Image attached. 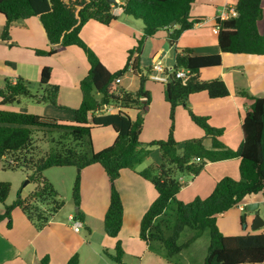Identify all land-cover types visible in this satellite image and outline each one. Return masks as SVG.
Segmentation results:
<instances>
[{
  "label": "trees",
  "instance_id": "16d2710c",
  "mask_svg": "<svg viewBox=\"0 0 264 264\" xmlns=\"http://www.w3.org/2000/svg\"><path fill=\"white\" fill-rule=\"evenodd\" d=\"M117 1L125 15L143 21L144 30L138 46L129 51L126 67L112 72L81 37V31L88 22L96 21L110 26L117 19L113 14L114 5L107 0H0V14L6 20L1 34L3 41H11V29L15 22L35 17L39 19L49 42L48 50H36L37 55L56 56L75 46L84 51L89 64L88 74L80 84L81 105L73 110L74 120L71 122L5 108L19 104L21 98L58 107L60 89L51 83L52 68H43L39 92L33 93L31 82L22 77L15 82L6 79L0 86V159L9 156L12 162L8 168L25 167L30 170L32 174L29 180L35 184V189L27 198L19 195L13 204L6 205L11 185L0 182V203L4 204L0 224L7 221L11 227L12 213L18 208L39 231L44 230L49 226L52 215L63 207V202L58 200V192L44 172L58 167L78 168L73 199L79 205L81 172L92 165H100L110 184L109 207L103 227L108 237L117 239L124 221V205L116 182L123 170L136 171L139 165L150 160L151 148L158 146L162 162H153L138 172L141 178L152 184L158 195L142 218L140 239L147 245L154 242L161 244L171 259L208 229L210 245L204 264H264V232L225 236L217 225L218 219L234 207L254 202L260 196L264 198V97H254L247 91L240 93L253 103L242 121L243 143L237 152L222 143L221 129L212 127L208 118L195 115L187 105L191 95L201 92L212 99L230 95L223 80L203 81L199 77L202 68L221 64V53L264 56V36L258 30L264 0H238L235 7L238 17L216 19L219 54L200 57L195 56L191 49L181 52L174 49L173 71L186 69L191 72V77L186 82L171 78L165 84L171 119H174L177 107L182 105L188 109L191 120L204 131V138L184 142L183 153L178 151L179 143L174 136L173 125L165 140L151 144L141 142L143 115L150 104V93L142 89L132 93L118 89L117 85L129 67L138 74V55L145 39L166 29L170 32L173 46L184 32L201 22L202 18L191 14L198 0ZM174 21L176 25L170 28ZM110 105L119 110L107 112ZM134 109L137 114L132 118L128 111ZM95 128H111L115 136L113 144L96 151L92 134ZM205 139H211L212 148L204 145ZM236 157L241 158L239 181L225 177L207 198H196L189 203L178 200L183 187L180 178L184 173L197 176L208 163ZM47 203L49 209L45 208ZM172 203L176 205V221L171 235H167L161 222ZM75 218L83 220L84 215L79 211ZM186 228L195 230L196 234L185 245H179V236ZM114 251V255L107 250L104 254L114 264H125L120 241L116 243ZM41 264H49V257H44ZM66 264H80L78 255H73Z\"/></svg>",
  "mask_w": 264,
  "mask_h": 264
},
{
  "label": "crops",
  "instance_id": "0c3cea01",
  "mask_svg": "<svg viewBox=\"0 0 264 264\" xmlns=\"http://www.w3.org/2000/svg\"><path fill=\"white\" fill-rule=\"evenodd\" d=\"M225 2L235 8L238 0L215 2L198 0L192 8L191 14L193 17L202 18L201 22L195 24L193 29L184 32L173 48L179 52L191 49L195 56L200 57L219 54L218 34L213 32V28L216 26V18ZM113 14L117 19L110 26L102 25L96 21L88 22L81 31V37L94 50L103 64L110 71L116 72L126 67L129 51L137 47L138 40L143 37L144 25L132 21V17L125 15L120 6L114 7ZM5 22V17L0 14V86L6 79L15 82L18 77H22L32 84L40 83L43 68L50 67L52 68L51 83L60 89L58 107L49 104H30L25 110L16 109L14 105L5 108L50 116L67 122L73 121V110L81 105L82 100L80 84L89 71L84 51L72 46L56 56H39L36 54V50H48L49 48L46 33L39 19L33 17L15 22L11 29V41L9 42L1 39ZM168 41H170V32L166 29L158 31L152 38L145 39L141 53L138 55L140 70L138 74H135L129 67V75L123 76L119 80L118 84L121 89L135 93L139 89L137 85L134 86L137 78L142 80L141 77H144L146 83L154 62H166L168 59L170 50ZM136 57L137 54L134 58ZM221 57L222 62L219 66L202 68L199 77L203 81L223 80L230 95L225 98L212 99L207 93L201 92L191 95L187 100V105L195 115L208 118L212 127L221 129L223 131L220 138L222 143L226 148L237 152L243 143L242 121L253 103L252 100L241 96L240 93L247 91L254 97H264V56L221 53ZM163 86L164 90L160 88L159 95L156 97L157 111L159 114L162 112L168 114L170 105L166 101L165 84ZM150 97L146 122H148V116H154L152 115V94ZM20 103L23 102L20 101ZM182 108L185 107L182 105L177 107L178 114L185 112ZM131 111L137 114L135 109ZM188 128L191 129V138H204V131L196 124H188ZM187 137L184 138L185 141L189 139ZM112 138H115L114 133ZM178 143L182 145L181 142ZM204 145L208 149L212 148L211 139H205ZM161 162L162 158L158 160V163ZM240 163V157L208 163L204 171L217 167L219 171L218 174H214L215 176H212L209 171L207 173L202 171L199 175L192 176V180L188 179L187 181H184L185 178L181 176L183 187L178 195V200L189 203L196 198H207L222 178H233L232 175L240 178ZM136 171L123 170L120 179L116 182L124 205V221L117 239L108 237L103 227L110 200L108 176L102 167L92 165L81 172V202L88 199L97 217L94 223L91 220L92 216L87 214L89 212L83 213L84 218L81 221L87 229L89 237L83 238L79 236L81 231L76 233L71 228L74 234H78L76 236L80 238L78 245L73 247L64 231L67 227L62 221L54 219L44 230L37 231L22 212L14 210L12 226L9 227L7 221L0 224V264H39L43 255H50L49 264H66L75 254L78 255L80 264H114L104 254V251L107 250L108 253L114 251L118 241L121 242L126 254L140 257L138 264H188L182 260L178 261L182 258V250L169 259L164 247L159 243L157 244L161 248L160 252L154 249L155 242L147 245L145 249L144 242L140 239V224L144 214L158 195L152 184L138 175L141 170L137 169ZM56 174L64 177L67 185L70 181L74 183L77 176L76 169L59 171ZM47 178L56 188V182L52 180L51 176L48 175ZM56 189L58 191V188ZM254 202H259L264 207L263 197H258ZM234 208L240 209L239 206ZM231 210L217 221L218 228L223 235L243 236L264 232V227L258 230L252 229L253 215H251L246 220L244 229L247 231L251 228L253 232L243 233L238 214ZM3 212L4 206L0 204V214ZM72 216L73 214L69 215V220ZM46 234H49L50 239L44 237L47 236ZM150 248H153V252ZM182 259L184 260V258Z\"/></svg>",
  "mask_w": 264,
  "mask_h": 264
},
{
  "label": "rangeland",
  "instance_id": "374dc122",
  "mask_svg": "<svg viewBox=\"0 0 264 264\" xmlns=\"http://www.w3.org/2000/svg\"><path fill=\"white\" fill-rule=\"evenodd\" d=\"M261 7H262V18L258 22V30H259L260 34L262 36H264V1H262ZM132 21H134V22L137 21V22H140L144 25L143 21L140 19H135L132 17ZM128 71H129V69L126 72H124V74L120 77V79L123 76H128L129 75ZM116 72H119V71H116ZM119 80H118V83H119ZM125 80H128V79L125 78ZM136 85H137V88H139L137 91H139L140 89H142L144 91H148L150 94H152V100H153L152 101V104H153L152 115H154V116L153 117L148 116V118H147L148 122H146V116L148 113L146 112L143 115L144 116V124H143L142 134L140 137V140L142 143L151 144L155 141L165 140L170 133V129H171L172 125L174 127V136L178 142H181L180 144H182L185 141L184 138H186L187 136H189V137H187V138H189L188 140L193 139L190 137V136H192V133H191V129L188 128V124L189 125H195V124L191 120V116H190L187 108H182L185 110V112H183V114H178L177 110H176L177 114L175 113L174 119H171L170 110H169L168 114L166 112H162L161 114L158 113V111H157L158 110V103H157L156 97H157V95H159V89L164 88V86H163L164 84L157 83V82H154V81L149 80V79H147L146 83H145V81L137 78L134 86H136ZM117 88L121 89L120 84L117 85ZM30 89L33 93L39 92L40 91V83L39 82L33 83V84L31 83ZM20 101L23 103L15 104L14 106H16V109L18 108L20 110H25L28 105H30V104L35 105L36 104V102H33L28 98H21ZM169 109H170V106H169ZM159 110H161V108H159ZM128 113L132 118L136 117V113H134L133 111L130 110V111H128ZM145 122H146V124H145ZM158 129H160V130H158ZM92 134H93V141L95 144L96 151H101L104 148L112 145L114 142V139L112 138L113 132H112L111 128H95L93 130ZM158 136H161V137H158ZM158 138H161V139H158ZM151 149L153 152L151 159L148 161H145L144 163L139 165L137 167V169L143 170L147 166H149L151 163L158 162V160H160L162 158V153H161L160 148L158 146H153ZM178 151L180 153H183V151H184V145L183 144L178 146ZM11 162H12V159L9 156H6L5 158L0 159V181L1 182H8L11 185V191H10L8 199L6 200V205L13 204L17 200L19 195L22 198H27L31 194V192L35 189V184L29 180V176L32 174V172L30 170L25 169V167H18L16 169L8 168V164H10ZM68 169H76L77 174L79 173V169L75 168V167L74 168H68V167L67 168H59L58 167V168H51L49 170H46L44 172V175L46 177L48 175L51 176L52 180H54V182H56L55 186H56V188H58V191L56 188L55 189L58 192V196H59L58 200L63 202V207L57 213L52 215V217L50 218L49 224L54 219L62 221L67 227V228H65L64 231L66 232L68 239H70V245L74 247V246L78 245L80 238L78 236H76L78 234H74L73 230L71 229L72 228V221L69 220V215L73 214V216L76 217V213H77L76 210H77V208H79V211H81L82 213L89 212L87 214H90L92 216L91 220L94 223L96 222L97 217H96V213L93 209V206L91 205L90 201H88V199H86L84 202L80 201L79 205H77L75 203V201L73 199V186H74L75 180H74V183H72V181H70V183L67 185L65 182V178L62 177L61 175L56 174L59 171H66ZM207 171H209L212 174V176H215L214 174H218L219 170L217 167H214V168H211L210 170H207ZM207 171L205 170L204 172L207 173ZM182 176L185 178L184 181H187L188 179L192 180V178H193L192 175L187 174V173H184ZM232 176H233V178L230 177L232 180H234V181L240 180L239 177L237 178V177H235V175H232ZM81 177H82V173H81ZM0 204H2V203H0ZM2 205L4 206V204H2ZM45 208L46 209L50 208L48 203L45 205ZM175 208H176V205L174 203H172L170 205L169 209L166 211V216L163 217V220H162L163 222H161V224H162L163 228L165 229L167 235H171V233L173 231V227L175 226V221H176ZM16 210L18 212H22L18 208ZM231 212L238 214V219L240 222V228L242 229L243 233L244 232H253L251 228H249L247 231L244 229L245 224H246V220H248L250 217V215H249V217L245 218L246 210L241 211L240 209L238 210L237 208H234L233 210H231ZM243 217L245 219V223L242 222ZM76 219L80 220L79 218H76ZM241 222H242V224H241ZM251 227H252V225H251ZM99 228H100V226H99ZM36 230L39 231L37 228H36ZM47 233H49V232H47ZM195 234H196L195 230H193L191 228H186L181 233V235L179 236L178 244L179 245H185L188 242V240L191 239ZM46 235L47 236H44V237H46V239H50V236H48L49 234H46ZM79 236H81L83 238L89 237L87 229L84 226L81 229V234ZM144 245H145L144 247L146 249L147 244L145 242H144ZM209 245H210V232L207 229L202 233V235L198 239H196L194 241V243H191L189 246L184 247L182 249V258H184V260L181 258L178 261L182 260V262H186L188 264H204L205 257L208 253ZM153 246L157 252L161 251V248L157 243L153 244ZM122 249H123V247H122ZM150 250L153 252V248H150ZM109 252H110V254H113V255L115 254V251H109ZM123 252H124V254H123L122 261L125 264H138L140 262L139 261L140 257L138 255L132 256L131 254H126L127 252L124 251V249H123ZM165 253H166V251H165ZM47 256L50 259V255H43L42 259L44 257H47ZM187 259H188V261H187ZM41 261L42 260H40L38 263L41 264Z\"/></svg>",
  "mask_w": 264,
  "mask_h": 264
},
{
  "label": "built area",
  "instance_id": "2783aa9c",
  "mask_svg": "<svg viewBox=\"0 0 264 264\" xmlns=\"http://www.w3.org/2000/svg\"><path fill=\"white\" fill-rule=\"evenodd\" d=\"M210 2H215L218 0H208ZM239 14L236 11L235 8L229 6L226 2L223 6V8L219 11V14L216 19L225 20L228 18L238 17ZM214 33H219V27L215 26L213 28ZM174 65L166 66V62L164 61H155L152 65V71L149 74V79L161 83V84H167L171 76H174L176 79H181L183 82H186L191 77V72L186 69H179L176 72L173 71ZM119 109L113 105H110L107 107L106 111L109 113H113L118 111ZM246 203H243L239 206L241 211L246 210ZM70 220L72 221V228L74 232L79 233L81 229L83 228V223L76 219L74 216L70 217Z\"/></svg>",
  "mask_w": 264,
  "mask_h": 264
},
{
  "label": "water",
  "instance_id": "95a60500",
  "mask_svg": "<svg viewBox=\"0 0 264 264\" xmlns=\"http://www.w3.org/2000/svg\"><path fill=\"white\" fill-rule=\"evenodd\" d=\"M110 4L114 5V7L119 6V1L117 0H107ZM176 25V22H172L170 24V28L174 27ZM170 50H169V57L166 60V66L174 65L175 59H174V48L171 44V41H168ZM171 78H174V76H171ZM145 103V101H144ZM29 182V181H28ZM27 182V183H28ZM76 212H79V208H77ZM249 215H253V222H252V229L258 230L262 227H264V207L261 206L259 202H251L246 205V213L245 218L249 217ZM246 226V224H245Z\"/></svg>",
  "mask_w": 264,
  "mask_h": 264
}]
</instances>
